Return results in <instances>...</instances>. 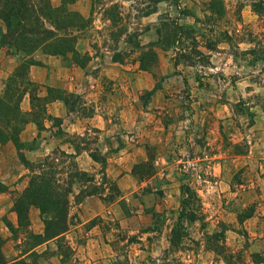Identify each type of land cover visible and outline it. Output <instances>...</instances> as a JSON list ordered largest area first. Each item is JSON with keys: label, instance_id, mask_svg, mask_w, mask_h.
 I'll return each instance as SVG.
<instances>
[{"label": "rangeland", "instance_id": "obj_1", "mask_svg": "<svg viewBox=\"0 0 264 264\" xmlns=\"http://www.w3.org/2000/svg\"><path fill=\"white\" fill-rule=\"evenodd\" d=\"M50 3L88 23L73 52L0 55V97L9 85L18 106L0 124H23L0 143V264H264V0ZM174 23L194 30L173 41ZM26 60L24 90L10 77ZM48 156L72 178L53 238L38 208L14 211Z\"/></svg>", "mask_w": 264, "mask_h": 264}, {"label": "trees", "instance_id": "obj_2", "mask_svg": "<svg viewBox=\"0 0 264 264\" xmlns=\"http://www.w3.org/2000/svg\"><path fill=\"white\" fill-rule=\"evenodd\" d=\"M0 21L5 29L1 33L0 45L13 47L14 52H22L28 56L38 48H44L46 53L52 55L73 52L77 32L84 30L88 23V19L78 16L76 12L64 7H54L50 0H0ZM192 30H194L193 27L189 25L174 23L173 27L168 30V36L175 41L179 33L189 35ZM183 50L180 51V56L191 59L194 51L202 57V62L208 63L207 56L199 49ZM31 63L32 60H26L18 65L10 77L11 79L22 78L28 85L24 90L32 85V82L24 75V70H27V66ZM190 64L194 65L195 63L191 62ZM200 64L203 65V63ZM8 90H11L9 85H7L4 96L0 97V117L3 118L10 115L15 116L18 109L16 104L12 105L11 101L7 99L13 94ZM29 96L30 99L34 97L30 92ZM35 98L38 97L35 95ZM22 129L23 124H0V143L13 141L16 145L20 144L19 134ZM22 160L28 163L26 159L22 158ZM31 166L28 184L14 202V211L17 214L18 222L20 224L26 222L28 209L30 206H34L40 210L41 214L49 216L44 221V237L59 236L68 229V195L72 193V178L70 177L71 179L63 185L60 177L63 171L55 168V163L49 156ZM75 172L73 177L80 174ZM186 189L190 191L188 187ZM81 192L82 196H88L98 191L96 185H93L87 190H80ZM188 201L189 199L183 195L182 206ZM260 260L264 261V257ZM2 264L30 263L24 259H15Z\"/></svg>", "mask_w": 264, "mask_h": 264}, {"label": "crops", "instance_id": "obj_3", "mask_svg": "<svg viewBox=\"0 0 264 264\" xmlns=\"http://www.w3.org/2000/svg\"><path fill=\"white\" fill-rule=\"evenodd\" d=\"M0 26H1V24H0ZM4 27H3V24H2V32H4ZM1 32V33H2ZM2 54V57H4V56H6V54H5V47L4 46H1L0 45V55ZM30 138H32V137H30ZM5 146H7V144H0V151H1V149H3ZM0 178H2V176L0 175ZM2 180H4V179H2ZM3 193H1L0 194V205H2V207L3 208H6L7 207V204L5 203V201L3 200ZM11 213H13V211H11Z\"/></svg>", "mask_w": 264, "mask_h": 264}]
</instances>
